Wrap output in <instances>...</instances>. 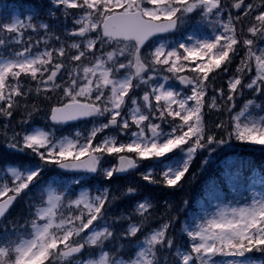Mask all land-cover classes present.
Listing matches in <instances>:
<instances>
[{
	"label": "snow or ice",
	"instance_id": "6c2138e0",
	"mask_svg": "<svg viewBox=\"0 0 264 264\" xmlns=\"http://www.w3.org/2000/svg\"><path fill=\"white\" fill-rule=\"evenodd\" d=\"M257 147L264 0L0 4V264H264Z\"/></svg>",
	"mask_w": 264,
	"mask_h": 264
},
{
	"label": "trees",
	"instance_id": "16d2710c",
	"mask_svg": "<svg viewBox=\"0 0 264 264\" xmlns=\"http://www.w3.org/2000/svg\"><path fill=\"white\" fill-rule=\"evenodd\" d=\"M13 2H19L24 4H32L37 3L38 0H0V4L3 3H13ZM247 159L254 161L256 164H260L264 161H262V157L259 152V148L254 152V155L248 156ZM193 171H195V168H193ZM200 194V185L199 183L194 184L190 189L186 188V190L183 193H179L178 195H183L186 198L195 201Z\"/></svg>",
	"mask_w": 264,
	"mask_h": 264
}]
</instances>
